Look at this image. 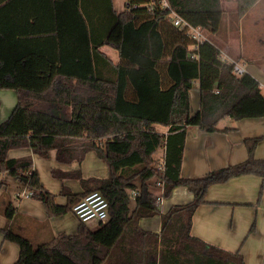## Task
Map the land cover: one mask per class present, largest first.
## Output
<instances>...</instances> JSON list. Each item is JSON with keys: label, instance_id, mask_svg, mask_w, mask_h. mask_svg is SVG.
Listing matches in <instances>:
<instances>
[{"label": "trees", "instance_id": "trees-1", "mask_svg": "<svg viewBox=\"0 0 264 264\" xmlns=\"http://www.w3.org/2000/svg\"><path fill=\"white\" fill-rule=\"evenodd\" d=\"M25 1L0 0V90L16 94L14 108L0 123V173L38 189L33 198L48 217L72 212L82 196L98 191L108 203L109 219L93 230L78 222L76 234L62 233L34 247L11 227L17 211L8 203L1 231L3 240L19 246L15 264H245L239 252L205 243L190 229L209 186L243 175L264 182V159L253 156L260 139L244 140L248 157L239 164L202 177L181 176L187 127L213 132L226 117H264L258 82L248 73L235 77L208 39L194 48V41L172 23L174 12L215 34L223 15L221 0H164L167 7L163 0H124L118 14L112 0H35V6ZM257 1L234 0L236 16H244ZM103 46L117 52L116 63L99 51ZM30 55L44 60L28 63ZM194 82L200 101L191 116ZM163 141L160 171L154 156ZM20 148L41 158L55 151L64 164L81 163L94 152L107 165L108 176L84 180L80 171L52 170L53 177L81 183V193L63 189L66 202L59 205L42 191L30 171V157H7L9 150ZM157 182L163 199L182 187L193 200L170 207L154 233L138 222L159 215L150 192Z\"/></svg>", "mask_w": 264, "mask_h": 264}, {"label": "crops", "instance_id": "crops-1", "mask_svg": "<svg viewBox=\"0 0 264 264\" xmlns=\"http://www.w3.org/2000/svg\"><path fill=\"white\" fill-rule=\"evenodd\" d=\"M25 2L29 6H35L39 1L27 0ZM224 2L235 5L234 0H221L223 15L220 28L215 34L205 32L206 38L213 44L215 49L225 52L229 59L245 65L247 73L258 81L260 93L264 97V93L262 92L264 90V0H258L244 16H236L237 22H235L234 18L228 21L224 18ZM113 9L117 14L123 11H117L114 6ZM247 19L250 24L247 25L248 30L246 31L245 21ZM7 23L10 25L11 22ZM99 51L113 63L117 62L118 55L115 50L103 46ZM38 60H44V58L37 55H30L26 58V62L28 63ZM55 66L56 64H52L51 70H54ZM19 67L20 63H17V68L19 69ZM199 101L198 83L194 82L193 88L189 91L191 116L198 111ZM15 104L16 94L13 90H0V123L8 118L7 115L9 116ZM156 128L162 133L167 131L166 128L161 126H156ZM253 138L260 139L253 152L254 158L264 159V117L245 118L238 121L226 117L216 125V130L213 132L203 130L199 126L187 127L181 163V176L184 178L202 177L210 171L245 161L248 154L244 140ZM49 156L51 160L50 164L57 162L55 164L63 166L64 163L56 160L55 151L49 152L47 158ZM53 156L55 161H53ZM7 157L16 159L30 157L32 163L31 171L38 177L42 191L49 193L42 185L40 178L42 175L40 172V167L42 166L41 161L39 162L38 160L35 163V159L41 157L34 155L29 148L9 150ZM103 169L105 173L101 170V172L98 171L97 174H93L94 176H86L87 178L84 179L106 178L107 171L104 166ZM54 170H57V168ZM57 171L70 172L69 170L60 169ZM58 179L64 183L67 178ZM78 182L80 187L74 191L70 190V192H82L81 183L79 180ZM260 191H262L261 200L257 196ZM150 192L153 196L162 194L161 189L156 186H152V191ZM23 193H27L26 180H19L9 176L7 173H0V230L5 223V218L2 216L3 209L6 204L11 203L16 209L17 214L10 222V225L18 234L21 231L17 228L16 223L20 214L23 215L26 222H30L37 229L36 235L40 238L38 240L39 243L45 242L62 233L67 235L76 234L77 226L71 233H66L63 230L61 232L55 231L51 223L60 216L48 217L44 208L37 206L27 207L25 211L22 210L23 212L20 213L15 202L31 198L24 196ZM52 195L56 196V194ZM60 195L57 201L60 205H64L66 196L61 193ZM192 200L193 195L185 188L179 187L173 189L168 198H162L161 205L158 209L159 215L157 216V223H150L146 220L147 218L141 219L138 222L139 228L158 233L161 227L162 215L170 207L183 205ZM257 217L258 222L259 218L262 219L261 226H264V182L257 176L243 175L224 183L209 186L205 194V203L198 206L193 213L190 235L225 251L232 253L239 252L245 264H263V228L261 227V232L258 234L260 241L262 233V242L260 241L258 244H244V241L241 239L245 229H247L246 224L251 223L253 219L254 222ZM99 225L95 222L86 224L91 230L96 229ZM252 226L250 227L252 228ZM20 235L22 236V234ZM19 251V246L16 243L3 240V236L0 233V264H15L19 258Z\"/></svg>", "mask_w": 264, "mask_h": 264}, {"label": "rangeland", "instance_id": "rangeland-1", "mask_svg": "<svg viewBox=\"0 0 264 264\" xmlns=\"http://www.w3.org/2000/svg\"><path fill=\"white\" fill-rule=\"evenodd\" d=\"M112 1H113V6L117 11L123 10L124 0H112ZM224 18L227 21L229 19L234 18L235 22H237L236 9H235L234 4H229L228 2H224ZM248 24H250V23L247 19L245 21V26H246L245 30L246 31L248 30V28H247ZM262 92L264 93V90H262ZM7 117H8V115H7ZM50 152H54V151H50ZM89 154L90 153L86 154V156L84 157V159L82 160L81 163L74 161V162H71L69 164H63V166L60 164H55L57 162H53L52 164H50V161H51L50 156H49V158H36L35 159V163H37L38 160H39V162L41 161V165L43 166V167L42 166L40 167V172L42 174L40 176L41 181H42V185L44 186V188H46L49 191V193L56 194L55 203L59 204L57 199H58V196L60 195V193L63 189L68 190V191H70V190L74 191L75 189L80 187V184H79L78 180H74V179H66L67 181L65 180V182L63 183L58 178L52 176V174H51L52 168H53V170L55 168H57V170L58 169L69 170L70 172L80 171L81 178L84 179V178H87L86 176H88V177L94 176L93 174H97L98 171L101 172V170L105 173V170L103 169V166H104L106 171H107V176H108V169H107L108 167L105 164V162L100 160L98 157H96L94 153H91L90 155ZM53 161H55L54 156H53ZM64 167L66 169H61ZM84 180H86V179H84ZM150 191H152V186H150ZM261 195H262V191H260L259 195H257L258 198H260V200H261ZM59 202H60V200H59ZM15 205H17V208L20 211V213L23 212L22 210L25 211L27 207L37 206V207L43 208L42 207L43 205L40 201L32 199V198L23 199L20 202L16 201ZM41 208H40V210H42ZM157 216L158 215H155L154 218L151 217V218H147L146 220H148L150 223L155 224L158 221ZM3 218H5V217L3 216ZM253 220L251 221V223L246 224L247 229H245V231L241 237L242 241H244V244L245 243H247V244L252 243L255 245V244H258L260 241L262 242V238H263L262 233H261L260 241L258 239V234H259V232H261V227L263 228V235H264V226L263 225L261 226L262 219L259 218V222H258V217H257V219H255L254 222H253ZM78 222L79 221L76 219L74 214L72 212H68L65 215H62L59 218H57L51 224H52L53 229L55 231L57 230V231L61 232L63 230L66 233H71L76 229ZM4 225H5V223H4ZM45 225H47V224H45ZM252 225H253V230L250 232V230H251L250 226H252ZM16 226L21 231L20 234H22V236L29 238L30 242L32 243V245L34 247L37 244H39L38 240H40V238H39V236L36 235L37 229H35L30 222L29 223L26 222L25 218L23 217L22 214H20L18 216V221L16 223ZM89 226H90V224H89ZM0 233L3 236L1 230H0ZM263 248H264V246H263ZM263 255H264V252H263Z\"/></svg>", "mask_w": 264, "mask_h": 264}, {"label": "built area", "instance_id": "built-area-1", "mask_svg": "<svg viewBox=\"0 0 264 264\" xmlns=\"http://www.w3.org/2000/svg\"><path fill=\"white\" fill-rule=\"evenodd\" d=\"M164 7H167L166 2L163 0L162 2ZM170 17L172 19V23L175 27L180 30H183L185 34L194 41V48H196L199 44L205 41L207 38L205 36V31L200 29L199 27H194L190 25L188 22L183 20L181 17L176 15L174 12L170 13ZM215 56L220 61L226 63L231 67V73L239 78L245 74H247V70L243 63H239L237 61H233L229 59L225 52L215 49ZM258 82V81H257ZM259 84V83H258ZM159 151V152H158ZM154 156V163L155 167L163 171L164 170V159H165V143L163 141L162 146ZM31 171V170H30ZM30 171L27 172V176H30ZM27 181V180H26ZM27 185V193H23L26 197L33 198L36 193L39 192L38 189L34 187H30L28 183ZM157 188L161 189L162 191V183L157 182L155 185ZM135 195V193H134ZM153 201L156 209H159L162 201V194L161 195H154ZM108 203L106 199L102 196V194L98 191H92L84 196H82L78 202L72 208V213L82 224H88L90 222H95L97 224H104L109 219L108 213Z\"/></svg>", "mask_w": 264, "mask_h": 264}]
</instances>
